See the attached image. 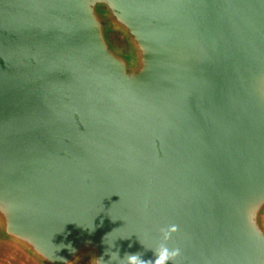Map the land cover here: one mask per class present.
Wrapping results in <instances>:
<instances>
[{
  "label": "water",
  "instance_id": "95a60500",
  "mask_svg": "<svg viewBox=\"0 0 264 264\" xmlns=\"http://www.w3.org/2000/svg\"><path fill=\"white\" fill-rule=\"evenodd\" d=\"M264 264V0H0V251L25 264Z\"/></svg>",
  "mask_w": 264,
  "mask_h": 264
},
{
  "label": "clouds",
  "instance_id": "9594fccd",
  "mask_svg": "<svg viewBox=\"0 0 264 264\" xmlns=\"http://www.w3.org/2000/svg\"><path fill=\"white\" fill-rule=\"evenodd\" d=\"M178 226L176 224H169L160 229L161 242L153 250L154 259L145 260L141 258L139 253H125L124 258L121 259L118 251L110 254V260H116L117 264H175L176 257L181 255V249L178 247H169L167 241L172 237V234L177 232ZM103 258L94 259L92 264H101Z\"/></svg>",
  "mask_w": 264,
  "mask_h": 264
},
{
  "label": "rangeland",
  "instance_id": "374dc122",
  "mask_svg": "<svg viewBox=\"0 0 264 264\" xmlns=\"http://www.w3.org/2000/svg\"><path fill=\"white\" fill-rule=\"evenodd\" d=\"M0 264H25L21 260L0 251Z\"/></svg>",
  "mask_w": 264,
  "mask_h": 264
}]
</instances>
